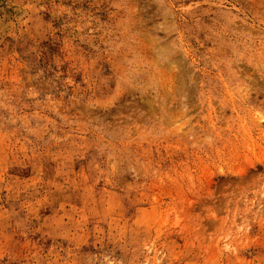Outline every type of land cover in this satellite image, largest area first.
<instances>
[{"label":"rangeland","instance_id":"obj_1","mask_svg":"<svg viewBox=\"0 0 264 264\" xmlns=\"http://www.w3.org/2000/svg\"><path fill=\"white\" fill-rule=\"evenodd\" d=\"M0 264H264V0H0Z\"/></svg>","mask_w":264,"mask_h":264}]
</instances>
